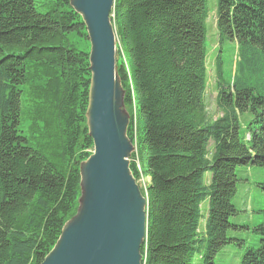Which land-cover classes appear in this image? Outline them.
Returning a JSON list of instances; mask_svg holds the SVG:
<instances>
[{
  "label": "trees",
  "instance_id": "trees-1",
  "mask_svg": "<svg viewBox=\"0 0 264 264\" xmlns=\"http://www.w3.org/2000/svg\"><path fill=\"white\" fill-rule=\"evenodd\" d=\"M207 1L114 0L111 12L130 170L147 200L142 264H222L244 244L229 236L239 169L264 168V0H217V39L235 45L227 73L219 56L207 64ZM76 37L88 43L68 0H0V264H40L76 212L92 151ZM252 233L238 264H264V211Z\"/></svg>",
  "mask_w": 264,
  "mask_h": 264
},
{
  "label": "water",
  "instance_id": "water-1",
  "mask_svg": "<svg viewBox=\"0 0 264 264\" xmlns=\"http://www.w3.org/2000/svg\"><path fill=\"white\" fill-rule=\"evenodd\" d=\"M85 28L90 74L85 125L92 141L78 166L79 198L40 264H142L147 200L131 170L135 146L117 73L116 36L109 18L114 0H68Z\"/></svg>",
  "mask_w": 264,
  "mask_h": 264
},
{
  "label": "rangeland",
  "instance_id": "rangeland-1",
  "mask_svg": "<svg viewBox=\"0 0 264 264\" xmlns=\"http://www.w3.org/2000/svg\"><path fill=\"white\" fill-rule=\"evenodd\" d=\"M216 5L217 0H208V37L206 39V47L208 50L207 64L211 68L213 58L219 56L222 58V68L224 72H229L230 68L234 70V48L233 43L223 41L219 42L217 39V32L215 29L216 22ZM76 49L88 50L87 42L80 40L78 37L71 38ZM211 69L209 71L208 88L206 91V108L209 113L214 112V105L216 99V92L214 90ZM128 112V110L125 108ZM242 181L236 186V192L232 203L234 204L237 215L231 218V222L238 226L235 230L229 232V236L239 237L244 240L243 247L240 249L229 250L226 249L221 253L222 264H238L239 255L242 249L257 242V237L252 233V228L263 221L264 211V193L260 190L259 184L264 183V168L246 166L239 169ZM140 188H144V183L138 181ZM203 224V222H202Z\"/></svg>",
  "mask_w": 264,
  "mask_h": 264
},
{
  "label": "bare ground",
  "instance_id": "bare-ground-1",
  "mask_svg": "<svg viewBox=\"0 0 264 264\" xmlns=\"http://www.w3.org/2000/svg\"><path fill=\"white\" fill-rule=\"evenodd\" d=\"M111 17H112V15L110 14L109 15V18H110V20H111ZM112 21V20H111ZM112 23V22H111ZM113 26V25H112ZM114 29V28H113ZM114 33H115V31H114ZM115 36H116V34H115ZM116 48H118V41H117V38H116ZM118 50V49H117ZM117 60H118V57H117ZM116 64H117V62H116ZM116 69H117V67H116ZM90 78V77H89ZM124 95H125V92H124ZM125 108V107H124ZM128 113V112H127ZM129 114V113H128ZM129 122H130V116H129ZM244 125V124H243ZM129 126V125H128ZM128 129V128H127ZM128 137V136H127ZM129 163H130V159H129ZM136 184L138 185V182H136ZM138 187H139V189H140V186L138 185ZM79 195H80V192H79ZM203 230V229H202Z\"/></svg>",
  "mask_w": 264,
  "mask_h": 264
}]
</instances>
